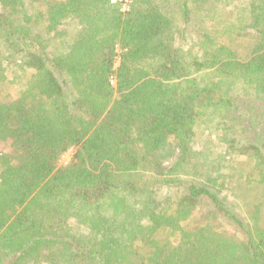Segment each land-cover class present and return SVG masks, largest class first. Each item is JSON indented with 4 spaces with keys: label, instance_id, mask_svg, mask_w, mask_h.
Returning <instances> with one entry per match:
<instances>
[{
    "label": "trees",
    "instance_id": "trees-1",
    "mask_svg": "<svg viewBox=\"0 0 264 264\" xmlns=\"http://www.w3.org/2000/svg\"><path fill=\"white\" fill-rule=\"evenodd\" d=\"M124 7L0 0V264H264V0Z\"/></svg>",
    "mask_w": 264,
    "mask_h": 264
},
{
    "label": "rangeland",
    "instance_id": "rangeland-1",
    "mask_svg": "<svg viewBox=\"0 0 264 264\" xmlns=\"http://www.w3.org/2000/svg\"><path fill=\"white\" fill-rule=\"evenodd\" d=\"M124 9H127V8H124ZM13 78L14 77L10 78L9 80L13 81V83H16L15 80H13ZM23 89H25L24 82H20V83L17 82L15 85H12V88L9 89V92L15 97V96H17V93L21 92ZM0 151L8 152L9 148L6 145L2 146L0 144ZM73 153H74V151L71 150L67 154H65L62 157L60 164L63 165V166L67 165L71 161ZM71 227H72V229H74V231H77V228L74 226L73 221L71 222Z\"/></svg>",
    "mask_w": 264,
    "mask_h": 264
},
{
    "label": "built area",
    "instance_id": "built-area-1",
    "mask_svg": "<svg viewBox=\"0 0 264 264\" xmlns=\"http://www.w3.org/2000/svg\"><path fill=\"white\" fill-rule=\"evenodd\" d=\"M115 1V0H114ZM132 0H125V7L124 8H127L128 7V4L131 3Z\"/></svg>",
    "mask_w": 264,
    "mask_h": 264
}]
</instances>
